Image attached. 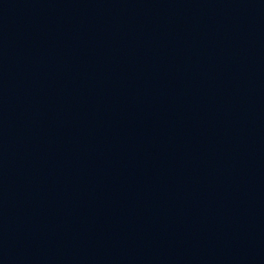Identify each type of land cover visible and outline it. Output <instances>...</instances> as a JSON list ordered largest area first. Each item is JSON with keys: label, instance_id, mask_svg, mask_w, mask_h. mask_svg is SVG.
Returning a JSON list of instances; mask_svg holds the SVG:
<instances>
[{"label": "water", "instance_id": "95a60500", "mask_svg": "<svg viewBox=\"0 0 264 264\" xmlns=\"http://www.w3.org/2000/svg\"><path fill=\"white\" fill-rule=\"evenodd\" d=\"M0 264H264V0H0Z\"/></svg>", "mask_w": 264, "mask_h": 264}]
</instances>
